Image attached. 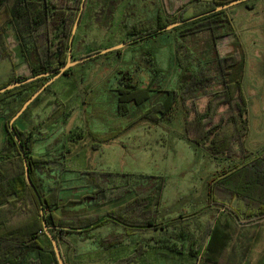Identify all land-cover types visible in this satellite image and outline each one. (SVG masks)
I'll return each instance as SVG.
<instances>
[{
	"label": "trees",
	"instance_id": "16d2710c",
	"mask_svg": "<svg viewBox=\"0 0 264 264\" xmlns=\"http://www.w3.org/2000/svg\"><path fill=\"white\" fill-rule=\"evenodd\" d=\"M233 1L236 0L198 1V11L190 17H184L182 13L166 15L162 9L149 21L128 24L124 43L131 45L154 38L177 22H186L173 29L182 37L208 31L215 52L217 75L211 77L204 72L203 61H200L199 68L196 67L199 60H192V53L182 55L187 48L179 39L175 51L180 68L177 88L155 89L154 81L148 87H141L134 82L131 72H119L121 76L115 88L118 116L129 115L131 104L141 106L164 94L161 100L139 111L125 131L143 121L160 124L172 120L180 103L187 107L191 102L194 109L197 95L217 78L220 91L211 94L204 113L193 110L195 116L186 122V134L189 133L191 143L207 146L215 157L239 154L236 147H243L249 133V103L241 80H230L231 68L236 64L221 53L218 44L221 38L230 35L232 19L228 11L223 10L188 22ZM98 3L97 0H0V59L11 62L14 71L9 80L0 83V89L65 66L71 48L73 56L75 25H80L86 14L92 17L98 11ZM98 53L100 51H91L87 57ZM18 60L23 64L22 70H19ZM207 62L210 61L203 65ZM70 73L71 69L63 76ZM52 77H43L0 94L3 131L0 148V264H59L46 228L60 250L69 243L72 234L90 233L108 222L139 232L164 228L159 220L166 187L164 176L67 168L68 154L72 151L67 142L85 138L81 127L62 134L57 142L49 144L46 154H34L37 144L47 141L59 124L66 125L72 114L68 104L59 99L51 104L47 118L32 130L19 126V120L26 118L30 110L44 100L52 86L11 126V120L23 105ZM190 130H193V136ZM103 143L109 142L104 140ZM54 150L57 155L52 154ZM26 167L33 186L28 182ZM60 168L63 172L76 173V177L67 180L60 175L54 176ZM68 182L70 186H67ZM76 189L84 193L66 201L62 199L64 191ZM129 194L133 195L132 198L121 205L103 212H87L88 205L104 207ZM210 195L216 204L224 207L229 218L218 217L209 228L202 246L195 253L197 264H248L261 226L248 228L242 217L256 220L264 217V153L228 169L220 178L210 182ZM233 200L238 204L230 208ZM171 252L183 254L176 250ZM64 263L68 264L65 259Z\"/></svg>",
	"mask_w": 264,
	"mask_h": 264
},
{
	"label": "rangeland",
	"instance_id": "374dc122",
	"mask_svg": "<svg viewBox=\"0 0 264 264\" xmlns=\"http://www.w3.org/2000/svg\"><path fill=\"white\" fill-rule=\"evenodd\" d=\"M97 1L98 11L93 13L94 16L86 14L77 26L72 61L74 58H87L91 51L101 52L124 46L71 68L70 75L57 79L51 85V92L18 124L22 129L32 130L47 118L51 104L59 99L64 100L72 110L68 123L59 124L47 141L39 142L34 154H46L49 144L57 142L62 134L81 127L85 138L67 142L72 148L68 154L67 168L74 171L97 169L164 176L166 187L159 218L164 228L139 232L108 222V226L100 231L109 232L106 242H99L101 246L98 243L82 245L76 234H72L69 243L63 245L62 249H66L69 257H72L75 246L81 252H87L86 257L77 258V264H197L195 253L202 246L209 228L218 217L223 220L229 218L224 207L213 201L210 182L220 178L228 169L264 153V0H248L227 9L232 19L230 35L221 38L218 43L221 53L236 64L231 68L230 80H241L249 103V133L243 147H236L239 154L234 157H215L207 146L191 143L189 133L186 134V122L194 118V111L204 113L211 94L220 91L221 84L217 78L197 95L194 109L191 102L187 107L180 103L170 121L160 124L143 121L125 131L139 111L161 100L164 94L155 96L141 106L131 104V113L127 116L117 115L115 88L119 84L121 71L131 72L134 82L141 87L150 86L152 81L155 82V89L178 87L180 68L175 52L178 39L187 48L181 52L182 55L192 53V60H199L196 61L198 68L200 61H210L206 65L202 63V69L211 77L217 75L215 52L208 31L182 37L171 30L139 44L124 43L128 24L149 21L162 9L166 15L182 13L184 17H190L198 11V1L208 0ZM18 63L19 70H22L23 64L19 60ZM13 72L11 62L0 59V83L9 80ZM1 125L0 121V148L3 145ZM190 132L193 136V130ZM104 140L109 143H103ZM53 153L57 155V150ZM58 175L67 180L76 177V173L63 172L62 168L54 173V176ZM70 185L68 182L67 186ZM81 193L84 191L66 190L62 193V199L66 201ZM132 196L129 194L104 207L88 205L87 212H103L125 203ZM237 204L238 201L233 200L230 208ZM242 219L247 221L248 228L261 226L248 264H264V217L256 220L243 216ZM100 232L95 233L97 239H101ZM116 241L124 244L111 251L103 250L115 245ZM173 250L183 254H175L171 252Z\"/></svg>",
	"mask_w": 264,
	"mask_h": 264
},
{
	"label": "water",
	"instance_id": "95a60500",
	"mask_svg": "<svg viewBox=\"0 0 264 264\" xmlns=\"http://www.w3.org/2000/svg\"><path fill=\"white\" fill-rule=\"evenodd\" d=\"M248 0H236V1H233L227 5H223V6H220L218 8H216L215 10L211 11V12H208L206 14H203V15H200V16H197V17H194L190 20H188V22H191V21H194L198 18H201V17H204V16H207V15H210V14H213V13H216V12H220V11H223V10H227L237 4H241L242 2H246ZM186 22H177V23H174V24H171L169 26H167L166 28L163 29V31H170V30H173L174 28L178 27V26H181V25H184ZM77 26H78V23L75 25L74 27V31H73V35L75 34L76 32V29H77ZM124 45H120V46H115V47H112V48H109L107 50H104V51H101L100 53L98 54H94L90 57H87V58H83V59H80V60H76V61H72V48L70 49L69 51V59H68V62L65 66L61 67L60 69L58 70H54V71H51V72H47V73H43V74H40V75H37L35 77H32V78H29L27 80H24L22 82H15L13 84H10L2 89H0V94H3L7 91H10V90H13L17 87H20L22 85H26V84H29L33 81H36L40 78H43V77H50V76H53L41 89H39L24 105L23 107L18 111V113L13 117V119L11 120V126L14 125V123L26 112V110L30 107V105L41 95L43 94V92L49 87L51 86L57 79H59L60 77H62L67 70L73 68L74 66L80 64V63H83L87 60H90L92 58H95L99 55H102V54H106L110 51H115V50H119L123 47ZM18 139V138H17ZM19 141V139H18ZM26 173H27V179H28V182L31 186H33V183L30 179V175H29V169L26 167ZM46 231H47V234L48 236L50 237L51 241H52V244L54 246V250L56 252V255H57V258H58V261H59V264H65L64 263V260H63V256H62V253H61V250H60V247L57 243V241L55 240V238L51 235V233L49 232V229L46 228Z\"/></svg>",
	"mask_w": 264,
	"mask_h": 264
},
{
	"label": "crops",
	"instance_id": "0c3cea01",
	"mask_svg": "<svg viewBox=\"0 0 264 264\" xmlns=\"http://www.w3.org/2000/svg\"><path fill=\"white\" fill-rule=\"evenodd\" d=\"M106 226H108V224L106 223L103 227H101V228H99V229H97V230H94L93 232H90V233H75L76 234V236H77V240H78V242L80 243V244H82V245H84V244H87V243H91V244H96L97 245V243L100 245V241L102 240L103 241V243L102 244H104V242H106L105 240H106V238H107V235H109V232H104V233H101L100 231L101 230H103L104 229V227H106ZM117 226V225H116ZM118 227V226H117ZM96 232H100V235H101V239H97L96 238V236L97 235H95V233ZM74 234V235H75ZM118 235V234H117ZM115 239H117V236H116V238ZM121 241V240H120ZM116 244L115 245H113V246H111V247H106V248H103V250L104 251H111V250H114V248H118V247H120V246H122L124 243L123 242H118V241H116L115 242ZM101 246V245H100ZM75 249L72 251V257H71V255H70V257H69V254H67L66 252V249L64 248V249H62V254H63V256H64V259L66 260V262L68 263V264H71V261H73V263L72 264H77L78 262H77V258H82V256L83 257H86L87 255H88V253L87 252H81L76 246L74 247ZM77 250V251H76ZM78 252V253H77ZM79 256H81V257H79ZM113 259V257H110V259ZM111 259V260H112Z\"/></svg>",
	"mask_w": 264,
	"mask_h": 264
}]
</instances>
